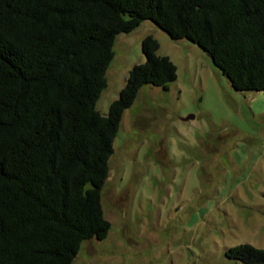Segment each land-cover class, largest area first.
Here are the masks:
<instances>
[{"label": "trees", "instance_id": "trees-1", "mask_svg": "<svg viewBox=\"0 0 264 264\" xmlns=\"http://www.w3.org/2000/svg\"><path fill=\"white\" fill-rule=\"evenodd\" d=\"M150 21L198 46L237 92H264V0H0V264H74L107 239L102 191L124 113L145 86L167 90L177 67L142 41L107 115L116 39ZM226 256L264 264L250 244Z\"/></svg>", "mask_w": 264, "mask_h": 264}, {"label": "rangeland", "instance_id": "rangeland-1", "mask_svg": "<svg viewBox=\"0 0 264 264\" xmlns=\"http://www.w3.org/2000/svg\"><path fill=\"white\" fill-rule=\"evenodd\" d=\"M147 36L177 80L145 86L124 113L102 191L112 228L74 264H242L230 248L264 249V92L235 91L198 46L146 21L116 39L101 114L146 61Z\"/></svg>", "mask_w": 264, "mask_h": 264}, {"label": "water", "instance_id": "water-1", "mask_svg": "<svg viewBox=\"0 0 264 264\" xmlns=\"http://www.w3.org/2000/svg\"><path fill=\"white\" fill-rule=\"evenodd\" d=\"M191 119H194V116H189L188 118L185 119V121H188V120H191Z\"/></svg>", "mask_w": 264, "mask_h": 264}]
</instances>
